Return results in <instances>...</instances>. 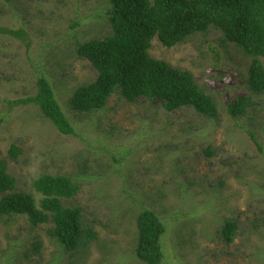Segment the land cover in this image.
<instances>
[{
    "label": "rangeland",
    "instance_id": "rangeland-1",
    "mask_svg": "<svg viewBox=\"0 0 264 264\" xmlns=\"http://www.w3.org/2000/svg\"><path fill=\"white\" fill-rule=\"evenodd\" d=\"M110 6L0 0V27L24 31L23 39L0 32V155L15 190L37 205L43 195L33 181L40 175L73 180L78 193L63 203L80 206L85 226L98 233L69 251L50 236L52 220L33 226L26 215H0V264H149L135 251L144 208L166 225L160 264H264V93L249 85L252 56L214 26L172 47L152 40L153 57L191 72L214 98L215 118L191 106L167 111L158 99L129 102L118 91L102 109L75 111L74 91L99 75L77 47L113 32ZM41 76L76 134L61 133L34 103L9 102L36 95ZM242 97L251 104L232 117L228 107ZM13 144L22 148L16 159L8 155ZM227 220L238 225L229 243L221 231Z\"/></svg>",
    "mask_w": 264,
    "mask_h": 264
},
{
    "label": "trees",
    "instance_id": "trees-1",
    "mask_svg": "<svg viewBox=\"0 0 264 264\" xmlns=\"http://www.w3.org/2000/svg\"><path fill=\"white\" fill-rule=\"evenodd\" d=\"M109 20L113 32L101 39L82 42L77 54L92 62L99 75L91 83L79 86L70 103L73 110L89 112L102 109L118 91L129 102L141 98L158 99L167 111L191 106L199 113L217 117L214 98L202 89L189 71L153 57L149 49L152 40L165 47L182 43L211 26L220 29L226 40L237 44L250 56L249 85L255 92L264 93V0H109ZM0 32L23 39V29L0 27ZM36 95L9 100L14 105H38L44 114L66 135L76 134L53 86L44 76L39 78ZM251 104L248 97L230 103L228 112L237 117ZM250 136L257 143L256 136ZM22 152L13 144L8 155L16 159ZM34 188L43 195L40 204L30 193L15 190L16 180L8 171L7 159L0 155V215H26L33 226L53 222L49 230L52 238L69 251L87 247L97 239V231L85 226L80 206H66L78 193V185L65 175L45 173L33 181ZM138 237L136 255L149 264L164 259L162 236L166 225L152 209L144 208L137 216ZM238 225L227 220L221 231L229 243ZM40 254L41 242L33 244Z\"/></svg>",
    "mask_w": 264,
    "mask_h": 264
}]
</instances>
